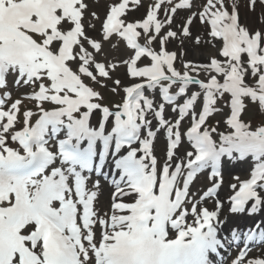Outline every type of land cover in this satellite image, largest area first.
<instances>
[{"label":"snow or ice","instance_id":"1","mask_svg":"<svg viewBox=\"0 0 264 264\" xmlns=\"http://www.w3.org/2000/svg\"><path fill=\"white\" fill-rule=\"evenodd\" d=\"M101 135L124 149L106 209L63 166ZM217 159L248 164L231 204H264V0H111L103 18L89 0H0V264H202Z\"/></svg>","mask_w":264,"mask_h":264},{"label":"rangeland","instance_id":"2","mask_svg":"<svg viewBox=\"0 0 264 264\" xmlns=\"http://www.w3.org/2000/svg\"><path fill=\"white\" fill-rule=\"evenodd\" d=\"M108 0H89V2L94 5V10H96L97 14L103 18V15L104 13L106 12L107 10V6L102 9H98L100 7V2H106ZM99 26V25H98ZM195 33V32H194ZM113 43H116V40L115 38L113 39ZM178 52L180 51L179 48L176 49ZM122 51V49H121ZM202 51H204L202 48H198L192 52H190L187 56L184 57L185 60H191L193 62H199L200 59V55L202 53ZM106 52L108 53V56L109 58H113V57H119L120 55V52H118L116 49H111L109 47H106ZM194 54L196 55V57H194ZM177 67L180 68L181 65L179 63H177ZM213 124H215V120H213ZM196 190V189H194ZM98 205H99V202L97 201ZM107 206V205H106ZM262 249L259 250V253H262Z\"/></svg>","mask_w":264,"mask_h":264},{"label":"bare ground","instance_id":"3","mask_svg":"<svg viewBox=\"0 0 264 264\" xmlns=\"http://www.w3.org/2000/svg\"><path fill=\"white\" fill-rule=\"evenodd\" d=\"M109 3H104V4H102L98 9H103L105 6H107ZM194 57H196V55L194 54ZM200 57H201V55H200ZM199 57V58H200ZM260 207H261V210H263L264 211V205L263 204H261L260 205ZM258 219H256V221H257ZM234 223V225H236V226H240L241 224H240V220H237L236 222H233ZM264 252V251H263Z\"/></svg>","mask_w":264,"mask_h":264}]
</instances>
